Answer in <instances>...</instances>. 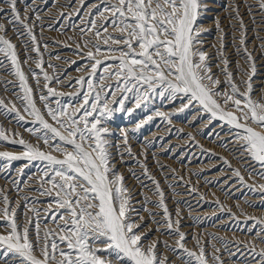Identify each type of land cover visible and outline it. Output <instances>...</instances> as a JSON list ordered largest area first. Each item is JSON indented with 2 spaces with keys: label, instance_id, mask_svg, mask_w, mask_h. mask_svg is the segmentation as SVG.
Masks as SVG:
<instances>
[{
  "label": "snow or ice",
  "instance_id": "snow-or-ice-1",
  "mask_svg": "<svg viewBox=\"0 0 264 264\" xmlns=\"http://www.w3.org/2000/svg\"><path fill=\"white\" fill-rule=\"evenodd\" d=\"M210 3L214 0H67L57 15L69 21L73 15L79 18L82 43L76 44L75 54L84 63L75 70L83 69L87 75L64 85L63 79L46 70H55V65L46 63L42 48L46 50L49 45L42 44L43 37L37 32L45 30L41 12L55 6V0H0V76L9 75L16 81L0 80L3 92L11 97L0 98V115L11 118L9 123L14 120V127L31 123L33 126L25 127V131L37 141L33 144L0 124V146H22L19 154L0 152V168L10 172L13 162L27 161L19 170L21 178L10 181L22 205L10 198V189L0 187V264H172L161 255V243L180 264H225L221 247L229 257H237L232 264H264V248L257 247L264 244V219L248 217L251 224L244 221L241 231L255 242H230L210 236L220 247L213 244L209 254L206 243L194 236L195 246L190 249L188 235L182 231V213L179 207L174 214L170 211L161 180L149 166L147 152L133 151L126 130L119 144L110 142L116 133L108 125L117 113L131 117L137 109L146 110L157 98L174 107L179 100L178 111L194 110L201 122L207 117L209 124L220 121L229 126L234 131L233 140L220 146L238 144L236 151L243 157L239 162L250 165L245 168L249 178L264 180V39L257 58L256 49L249 50L242 3L233 2L232 14L227 18L235 21L230 27L236 59L229 58L226 33L217 21L220 40L215 67L219 75L213 72L212 57L201 39L204 18L212 11ZM243 6L255 25L254 5ZM255 7L264 17V0H255ZM64 8L69 11L65 13ZM71 26L75 30V24ZM260 27H264V19ZM47 30L56 29L49 24ZM255 38L260 39L259 33ZM24 65H29L28 74ZM55 84L74 88L75 92L64 99L65 93ZM156 115L168 119L164 113ZM151 120L147 116L136 121L133 132ZM188 139L195 137L189 135ZM165 151L171 152L172 148ZM154 159L153 167L158 171L175 173V169L160 164L158 157ZM221 159L236 178L233 183L252 191L241 170ZM127 160L140 170L128 175L141 189L157 197L156 201L143 191L139 193L143 199L135 200L134 189L116 167L120 163L131 169L133 165ZM32 162L42 165L36 174L39 187L33 190L50 198L43 210L34 207L35 199L19 196L23 168ZM169 179L176 176H163V181L173 189V195H179L174 191L178 185L168 183ZM228 180L223 183L231 188L233 183ZM258 189L264 192V184ZM188 191L198 190L190 187ZM134 201L142 207L136 208ZM149 205L160 211H151ZM216 208L225 211L219 200ZM228 211L227 218L239 227V219ZM143 213H147L148 221ZM149 221L154 229H150ZM156 233L174 237L175 247L152 239ZM241 255L244 259L239 258Z\"/></svg>",
  "mask_w": 264,
  "mask_h": 264
},
{
  "label": "rangeland",
  "instance_id": "rangeland-1",
  "mask_svg": "<svg viewBox=\"0 0 264 264\" xmlns=\"http://www.w3.org/2000/svg\"><path fill=\"white\" fill-rule=\"evenodd\" d=\"M226 2H224V4H225V6H229V10L228 9H226V8H224V7H220L219 6V8H216V4L215 3H217V1L216 0H214V3H210L209 4V7L212 9L213 7H211L210 5H214V8L212 9V11L211 12H213V13H211V12H209L207 15H206V17L204 18V30L202 31V38L203 37H205V38H203V39H205L204 40V42H205V45L203 46V48L204 49H206L207 47L209 48H207L206 50H207V53H208V55L210 56V57H212V60L210 61V63H212L213 62V60L215 59V56H216V51H214V50H216L217 49V47L219 46V40H220V34L216 31L217 29H216V27H217V25H216V23L215 22H217V21H219L220 22V26H222V28H224V31L226 30V28L227 27H229V25H231V24H233V23H235L233 20H229L227 17H229L231 14H232V9H231V7H230V5L233 3V2H240L241 0H225ZM38 3H39V0L37 1ZM67 3V1H65V0H55V6H53L52 8H50L47 12H43V14H42V12H41V15H43V17H44V28L47 30L48 28V26H49V24H51L56 30H54V31H49V30H47V32H46V30H44L45 32V34L44 33H40V30L39 29H37V31H38V33L39 34H41V36L43 37V39H42V44H48L49 45V47L50 48H56V47H58V49H56V50H54V53H52V50H49V47L45 50V49H43L42 48V52H44V59H45V61H46V63H48V64H53V65H55V70H53V69H46L48 72H49V74L50 75H54V76H59L60 77V75H61V73H66V76H65V73H64V75L63 76H65V78L67 77V81L64 83V85H67L70 81H73L74 82V80L75 79H78L81 75H87V73L83 70V69H81L80 71H77V72H74L75 71V69L77 68V66L78 65H81V64H83L84 63V61L81 59V56L80 57H78V54H75V52H76V44L77 43H82V41L80 40V38H79V34H78V29H79V27H81V24H79V22H80V20H79V18L78 17H76L75 15H73L72 16V18H71V21H69L68 19H61L59 16H56L57 15V11H59V10H61L59 7L61 6V5H65ZM241 3H242V1H241ZM60 5V6H59ZM216 5V6H215ZM253 5H254V7H255V0L253 1ZM41 7H43V5H40ZM58 6V7H57ZM58 9H57V8ZM56 10H55V9ZM224 8V9H223ZM241 14L244 16V19H245V17H246V9H245V7L243 6V3H242V6H241ZM217 9V10H216ZM256 9V8H255ZM65 10V11H64ZM54 11L56 12V13H54ZM63 11L65 12V13H67L69 10L67 9V8H64L63 9ZM225 11V12H224ZM245 11V12H244ZM216 12V13H215ZM226 12H227V14H226ZM255 12L256 13H258V11H257V9L255 10ZM48 13V14H47ZM49 13L50 14H52V13H54V15L52 14V15H49ZM220 15H219V14ZM223 15H222V14ZM45 14V15H44ZM218 14V15H217ZM54 16H55V18H54ZM220 17V18H219ZM87 17H85V19H86ZM213 18V19H212ZM215 18V19H214ZM223 18V19H222ZM226 18V19H225ZM258 20H256V21H259V22H257L255 25H260V22H261V19H264V17H262L261 15H259L258 17ZM256 18V19H257ZM52 19V20H51ZM217 19H219V20H217ZM222 19V20H221ZM54 20V21H53ZM56 20V21H55ZM75 20V21H74ZM52 21H53V23H52ZM57 21H59L58 23H57ZM245 21H246V24H249V25H247V27H248V29H250L249 31H248V40H249V44H251L255 49H256V52H255V55H257V58H259L260 56H261V52L259 51V45H260V41H261V37H262V39H264V27H260V28H258V29H256V28H252L253 26H255L254 24H252L251 22H248L247 21V19H245ZM49 22V23H48ZM214 22V23H213ZM230 22V23H229ZM75 23V26H76V29L74 30L73 28H72V24H74ZM209 23V24H208ZM225 23V24H224ZM229 23V24H228ZM259 23V24H258ZM76 24H78V25H76ZM207 24V25H206ZM211 24V25H210ZM213 24H215V25H213ZM222 24V25H221ZM227 24V25H226ZM208 26H210V27H208ZM214 26V27H213ZM212 27V28H211ZM206 28H208L207 30H206ZM215 30H214V29ZM231 28V27H230ZM230 28H228V29H230ZM212 29V30H211ZM227 29V30H228ZM225 31L227 34V36H225V44L226 45H228L230 48L232 47V43H233V41H231L230 39L232 38V35L234 34H231L229 31ZM256 30H258L257 32L259 33V36H260V39H256V38H254L253 39V36L255 37V34L257 33L256 32ZM261 30V31H260ZM69 31V32H68ZM109 31L111 32L112 31V29L111 28H109ZM253 31H255L254 33H253ZM48 32H49V35H48ZM212 32V33H211ZM263 32V33H262ZM47 33V34H46ZM52 33V34H51ZM54 33V34H53ZM63 33V34H62ZM206 33V34H205ZM51 34V35H50ZM115 34V33H114ZM204 34V35H203ZM214 34V35H213ZM217 34H219V36L217 35ZM254 34V35H253ZM9 35H11V33H9ZM216 35H217V37H216ZM235 35H238V34H235ZM262 35V36H261ZM47 36V37H46ZM49 36V37H48ZM209 36V37H208ZM69 37H71L72 39H69ZM231 37V38H230ZM54 38V39H53ZM85 38H87V37H85ZM214 38H217V39H214ZM228 38V40H226ZM209 39V40H208ZM211 39H213L214 41H216V42H214V44H213V40L211 41ZM219 39V40H218ZM253 39V42L251 41ZM52 40H54V41H52ZM258 41V42H257ZM14 42H16L15 40H14ZM55 42V43H54ZM210 42V43H209ZM212 42V43H211ZM228 42H230V43H228ZM209 45H208V44ZM56 44H58V45H56ZM210 44H211V46H210ZM218 44V45H217ZM254 44V45H253ZM257 44V45H256ZM213 45V46H212ZM217 47H216V46ZM251 45L249 46V48L251 47ZM55 46V47H54ZM229 48V49H230ZM212 49H213V51H212ZM231 50V49H230ZM258 50V51H257ZM56 51H62L64 54H65V56H66V58H65V60H60V59H57L56 58ZM228 51V50H227ZM231 51H234V49H233V47H232V50ZM68 52V53H67ZM47 53V54H46ZM52 53V54H51ZM257 53V54H256ZM49 54H51V57H50V55ZM213 55H215V56H213ZM260 55V56H259ZM49 58H48V57ZM55 56V57H54ZM76 57V58H75ZM21 58H23V57H21ZM68 58V59H67ZM67 59V60H66ZM70 59H71V61L73 60V61H75V63L73 64V63H66V64H64V61H69V62H71L70 61ZM81 59V60H80ZM62 61V62H61ZM52 62V63H51ZM243 62V61H242ZM241 61H240V63H242ZM262 63H264V61H262ZM60 64V65H59ZM57 65V66H56ZM59 65V66H58ZM33 69H35V65L34 64H31L30 65ZM62 69L61 71H59L58 69H60V68ZM258 67H259V65H258ZM28 68H29V65H24V70H25V72H26V74H28ZM67 69V70H66ZM73 70V71H72ZM37 71H39L38 69H37ZM55 72V73H54ZM57 72H59L58 74H57ZM74 72V73H73ZM84 72H85V74H84ZM213 72H216L215 70H213ZM218 72V71H217ZM74 75H73V74ZM79 73H81V75L79 74ZM55 74H57V75H55ZM218 74V73H217ZM73 75V76H72ZM219 75V74H218ZM7 76V77H6ZM3 75V76H0V80H12L14 83H16V81L14 80V78L12 77V76H9V75ZM222 78V77H221ZM41 79H42V77H41ZM238 79H239V77H238ZM30 83H32L33 84V86H35V82H34V80H32L31 79V76H30ZM64 85H57V84H55V85H53L54 87H56L57 88V90H59V91H63L64 93H65V98L64 99H67V95L69 94L68 93V91H70V93H74L75 91V89L73 90L72 88H67V87H64ZM62 87V88H61ZM78 87V86H77ZM58 88H60V89H58ZM65 88V90H66V88H67V92L65 91V90H63ZM74 91V92H73ZM0 98H4V99H11V97L10 96H7L4 92H3V87H2V85H0ZM158 100H160V99H155L153 102H151V103H149V107H151V108H149V107H147V109L145 110V109H138L137 111H135L134 113H146V116H149V115H151V117H152V120L151 121H148V123H145L144 125H143V128H140L138 131H135V132H133V131H129L128 133H129V141L130 142H132L131 144H130V142H129V144L131 145V147H133L132 149H133V151L134 152H142V151H144V152H147L146 150L147 149H151V148H153L154 150H155V148L157 147V148H159V151H158V153L157 154H155V155H150V153H149V151L147 152V154H148V162H149V164H150V167H151V164H152V167H151V169H152V172L156 175V177H157V179H160L161 180V182H162V185H163V187H164V190H165V193H167L166 194V196L168 197L167 198V203L168 204H170V205H168L169 206V209H171L172 210V212H173V214L175 213V203H178L177 205H180L181 204V207L179 208L180 209V211H181V213H182V217H183V219H182V221H181V223L183 222V223H185V226L184 227H186V229L184 230H182V231H184L185 233L188 231V232H190L191 231V229L193 230V231H191L190 232V234L187 232L186 234H188V235H190V236H188V243H187V247L188 248H190V249H192V247L194 248V246H195V242L193 241V239L191 240V238H193L194 236H199V238H200V240H201V242H203V243H206V247L208 248L207 249V251L208 252H210V250H211V252L209 253V254H211L212 253V251H213V249H212V245L213 244H215V243H217V242H215V241H211L209 238H210V236H217V237H220V238H223L224 240H227V241H230V242H235L236 240H238V241H245V242H248V241H252V242H254V240H252V239H250V238H253V237H249L250 235H247V234H244V232H242L241 231V229L243 228V227H245V225H244V219L242 218V217H244V218H246V216L248 215V211L246 210V209H249V208H246V205H245V207H244V203H243V201H242V203H243V205H240L238 202H236V201H238L239 199H241V200H243L244 199V197L245 196H247L248 194H247V192L249 191V189H248V187H239V186H241V185H239L238 184V186H237V188H241V190H240V193L239 194H237V193H234V191H233V188L231 187V188H229L228 186H227V184H221L222 183V179H224V178H226V177H230V176H228V173L231 171V170H228L227 168H225V169H227V171L224 169V168H222V167H224L223 165V161H222V159L221 158H224V159H228V161H230L231 162V165H232V167L233 168H238V169H240V168H242V169H240L241 170V172H242V170H243V172H242V174L244 175V177H245V180H246V182L248 181V183H247V185L248 186H250L251 188H253L252 190H255V192L256 193H260V190L258 189V188H256V185L258 186V185H261V184H264V183H261V182H259V181H255V180H252L251 178H249L248 177V172L246 171L245 172V168H248L246 165H244V164H242V163H240L239 164V161H238V159L236 160H234V164H233V160H232V158L230 159V155L228 154L229 152L226 150V149H224L222 146H220L221 144H222V142L219 144V143H217V141H215L214 139H213V134H211V129L213 130V125L215 126V124H216V122H218V121H213L211 124H209L208 122H207V117H205L206 118V121H205V118H204V122H201V120H200V118L199 117H197V116H195V117H193V110H188V109H186L185 110V112L183 113V112H180V111H177V113L179 114H176V113H173V115H172V117L169 119V120H173L174 119V122H179L178 124H177V128L182 132V131H184V129H186L187 128V130L189 131L190 130V133H192L193 135V137H195V139H196V137H198L196 140L198 141V143H197V141L196 140H194V141H192L191 140V145H192V148H195V155H196V159H194L193 158V151L190 153L189 151H187V149L186 148H184V147H182V148H180V149H178V150H175V151H171V153L170 152H167V151H164L165 149H167V148H164L163 147V149H161V144H163V141H162V138L160 137V136H157L156 138H154V143H152V144H148V142L149 141H151V140H149V139H145V137H146V135H147V133H145V131L146 132H148L150 129L151 130H153L154 128H155V126L156 125H158L159 123H161V122H165L166 121V119H164L163 117H156V116H153L154 114L156 115V112L158 111V112H160L157 108H156V105H157V103H158ZM156 105H155V104ZM151 105V106H150ZM53 107H55V104H53L52 105ZM153 108V109H152ZM155 109V110H154ZM139 110H140V112H139ZM143 110H144V112H143ZM189 111V112H188ZM147 112L149 113V114H147ZM152 113H154V114H152ZM190 113V114H189ZM119 114L120 113H117L116 114V116H119ZM182 114V115H181ZM192 114V115H191ZM121 116H125V115H123V114H120ZM179 117H178V116ZM186 115V116H185ZM191 115V116H190ZM115 116V117H116ZM174 116V117H173ZM189 116V117H188ZM114 117V118H115ZM186 117V118H185ZM3 118V119H2ZM160 118V119H159ZM180 118V119H179ZM184 119V120H182V119ZM189 118V119H188ZM9 119H11V118H4L2 115H0V124H3L4 125V127L6 128V129H9V130H14V131H17V132H19L23 137H24V139L25 140H27V141H30L31 143H33V144H36L37 143V141L35 140V138L33 137V136H31L27 131H25V127H31V126H33L31 123H28V124H26L25 125V127H14V125H15V121L13 120L12 121V123H9L8 121H9ZM186 119V120H185ZM153 120H155V121H153ZM188 120V121H187ZM158 121V122H157ZM191 123H190V122ZM113 122V120H111L110 121V123H109V125L111 124ZM156 122H157V124H156ZM215 122V123H214ZM189 123V124H188ZM199 123V125H197ZM204 125V127L202 126V124ZM147 124V125H146ZM184 124V125H183ZM178 125H180V126H178ZM153 126V127H152ZM188 126V127H187ZM193 126H195V127H193ZM202 126V127H201ZM147 127H149V128H147ZM181 127V128H180ZM201 127V128H200ZM213 127V128H212ZM147 128V129H146ZM175 129V130H174ZM193 129V130H192ZM203 129V130H202ZM151 130L148 132V133H150L151 132ZM197 130V131H196ZM205 131V132H204ZM209 131V132H208ZM178 132V130H176V128H173L169 133H167L166 135H164L165 137L164 138H170L169 136H174V135H176V133ZM185 133H186V135H191V134H189V132L187 133V131H184ZM196 132V133H195ZM200 132V133H199ZM204 132V133H203ZM142 133V134H141ZM195 133V134H194ZM209 133V134H208ZM198 136H197V135ZM168 135V136H167ZM121 137V136H120ZM120 137H118V139L120 138ZM204 137H206V138H204ZM11 138V137H10ZM199 138H201L200 140H198ZM143 139V140H142ZM120 140V139H119ZM136 140V141H135ZM156 140H158V141H156ZM207 140V141H206ZM212 140V141H211ZM160 141V142H159ZM202 141H203V144H202ZM140 142H141V144H143L144 145V147H141V144H140ZM200 142H201V146H197V145H200ZM145 143V144H144ZM213 143H214V145H213ZM119 144V143H118ZM156 144V145H155ZM211 144L213 145V146H211ZM134 145H135V147H134ZM142 145V146H143ZM145 145H147V146H145ZM151 145V146H150ZM121 147H123V145L121 144L120 145ZM196 146V147H195ZM205 146H207V147H205ZM5 147V148H4ZM199 147V148H198ZM204 147L206 148V149H208V150H206V149H204ZM209 147H210V150H209ZM219 149H218V148ZM143 150H142V149ZM172 148V150H173V147H171ZM201 148V149H200ZM217 148V149H216ZM135 149V150H134ZM140 149V150H139ZM183 149H185V150H183ZM197 149V150H196ZM224 149V150H223ZM22 150V146H20V145H18V144H16V145H11V144H8V145H6V146H0V152H3V151H9V152H13L14 154H18V153H20V151ZM46 151H47V149H45ZM113 150V149H112ZM163 150V151H162ZM182 150V151H181ZM215 152H214V151ZM219 150V151H218ZM226 150V151H225ZM16 151V152H15ZM161 151V152H160ZM186 153H185V152ZM200 151V152H199ZM18 152V153H17ZM165 152V153H164ZM199 152V153H198ZM204 152V153H203ZM212 152H214V153H212ZM219 152H221V153H219L220 155H217ZM167 153V154H166ZM174 155H173V154ZM180 153V154H179ZM183 153V154H182ZM197 153V154H196ZM207 153V154H206ZM54 155H55V153H53ZM165 154V155H164ZM204 154V155H203ZM210 154V155H209ZM213 154V155H212ZM216 154V155H215ZM181 155V156H180ZM188 155H190V156H188ZM226 155V156H225ZM161 156V157H160ZM175 158H174V157ZM198 156V157H197ZM215 156V157H214ZM219 156V157H218ZM223 156V157H222ZM154 157H158L159 158V163L161 164H164L165 166H166V169H168V168H170V169H175V172H176V174L175 173H173V172H171V171H167V170H165L166 172H163L162 174H161V172L160 171H158V169H156V167H153V165H155L156 164V160L154 159ZM162 157H163V159H162ZM181 157H182V159H181ZM195 157V156H194ZM203 157V158H202ZM221 157V158H220ZM226 157V158H225ZM149 158H150V161H149ZM169 158V159H168ZM192 158V159H191ZM200 158V159H199ZM205 158V159H204ZM217 158H218V160H219V162H218V160H217ZM154 159V161H152V160ZM166 159V160H165ZM213 159V160H212ZM189 160V161H188ZM202 160H207V161H217V166L216 165H214V166H212V167H207L206 169H204V171H203V169H201V168H199V167H194V168H190L189 166H191L192 164H190V161L192 162V161H196V163L198 162V161H202ZM161 161V162H160ZM164 161V162H163ZM181 161V162H180ZM133 161H129V160H127V164H129V165H133L132 166V168H134L135 166H134V163H132ZM155 164H154V163ZM165 162H166V164H165ZM172 162V163H171ZM27 163V161H15V162H13V165H12V169H11V171L9 172L8 170H4L3 168H0V177H1V179H0V187H3V188H5L6 190H8V189H10L11 190V196H10V198H12V199H14V200H16V202H17V204H20V205H22L23 204V201L22 200H19V199H17V192H16V190H15V186L14 185H12L11 183H10V181L13 179V177H15L16 176V178H14V179H18V178H21V177H19V175H18V173H19V170L23 167V165L24 164H26ZM174 163V164H173ZM179 163H181L180 164V166H179ZM184 164V165H183ZM169 167H168V166ZM172 165V166H171ZM176 165V166H175ZM237 165V166H236ZM42 165H40V163L39 162H32V164L31 165H29V167H26V168H23V171H24V173H25V175H24V177L22 178L23 179V183H22V185H21V188H22V191H20L19 192V196H28V197H30V198H33V199H35V197H33V195H35V193H36V195H38L39 196V194L36 192V191H34L33 189H35V188H38L39 187V185H38V183H37V176H36V174H37V172L36 171H38V168L39 167H41ZM179 166V167H178ZM183 166H185L186 168H187V170L185 171V167H183ZM173 167V168H172ZM183 169H182V168ZM123 167H121L120 168V171L122 172L123 171V173L125 174V176L127 177V183H128V185H129V187H131L132 189H135L134 190V193H133V195L134 196H136L135 198H136V200H142L143 199V196H141V195H139V193L140 192H142V190H143V192L145 193V195H148V196H150V198L152 199V201H156L157 199H154V198H156L155 196H152L151 195V193H147V190L146 189H141V187H140V185H139V183H137L135 180L133 181L134 182V184L132 185V181L131 180H129L131 177L128 175V173L130 172V171H127V172H125L124 171V169L125 168H123ZM136 168V167H135ZM177 168V169H176ZM190 168V169H189ZM3 169V171H1ZM136 169H138V168H136ZM181 169V170H180ZM194 169V170H193ZM218 169H220V170H222V171H226V173L227 174H224V176L225 177H221V180L219 181V182H221L220 184H217L216 182H217V180L216 179H208V178H205V175L207 176V175H211V173H209V172H212V173H217V175H221V171L219 170L218 171ZM224 169V170H223ZM178 170V171H177ZM181 172H180V171ZM184 170V171H183ZM202 170V171H201ZM214 170V171H213ZM136 172H138V171H140L139 169L138 170H135ZM156 171V172H155ZM192 173H191V172ZM194 171V172H193ZM201 171V172H200ZM178 172V173H177ZM180 172V173H179ZM188 174H187V173ZM220 172V173H219ZM33 173H35V174H33ZM162 175V177H159L160 175ZM181 173H183V174H181ZM196 173H197V175H196ZM207 173V174H206ZM231 173V172H230ZM5 174V175H4ZM33 174V175H32ZM179 176H178V175ZM203 174V175H202ZM246 174V175H245ZM128 175V176H127ZM158 175V176H157ZM173 175H175L176 176V180H175V185H178V187H179V185L181 186V187H183L182 189L184 190V193H181V194H179V195H174L173 196V194H172V192H173V189H171L170 190V188H168L167 187V185L166 184H164V181H163V176H168V177H170V176H173ZM187 177H186V176ZM216 175V176H217ZM185 177V178H183V180L182 179H179L180 177ZM203 176V177H202ZM179 177V178H178ZM247 177V178H246ZM6 178H7V180H8V182H6ZM179 180H178V179ZM197 178H198V180H197ZM201 178V179H200ZM187 179V180H186ZM189 179V180H188ZM195 179V180H194ZM206 179V180H205ZM235 179L236 178H233V177H231V180H228V182L229 183H233V181H235ZM256 179H258V178H256ZM2 180V181H1ZM202 182H201V181ZM213 180H215V181H213ZM5 181V182H4ZM184 181V182H183ZM200 181V182H199ZM209 181V182H208ZM250 181H252V182H250ZM2 182V183H1ZM181 182V183H180ZM191 182V183H190ZM195 182V183H194ZM199 182V183H198ZM204 182V183H203ZM213 184H212V183ZM253 182H256V183H254V186H252L253 185ZM259 182V183H258ZM5 183V184H4ZM137 183V184H136ZM145 183H150V182H148V181H145ZM168 183H170V184H173L174 185V183L173 182H169L168 181ZM183 183V184H182ZM198 183V184H197ZM258 183V184H257ZM261 183V184H260ZM25 184H28V185H31V188H30V192H32L33 194H31V195H29L26 191H28L25 187L27 186V185H25ZM136 184V185H135ZM187 186H186V185ZM203 184H205V186L203 185ZM251 184V185H250ZM189 185H190V187H198V188H196L197 190H198V192H190V194H192V193H197V194H199V196H201V195H203V197H204V200H201L200 199V197H199V203L201 204V208H200V212H198V213H195L194 211H193V214H197V215H199V216H195V218L193 217V216H191V217H189V219L190 218H192V219H190V221H189V219H188V221H187V215H186V213L188 212H191L192 213V207L189 205H187L186 206V209H188L187 211H185V210H183L184 209V207L182 206L184 203H185V201H186V199H183L182 198V196H184V194H185V196L184 197H186L187 195H190L189 194V191H187L186 192V188H188L189 187ZM209 185V186H208ZM223 185V186H222ZM138 186V187H137ZM166 186V187H165ZM200 186V187H199ZM207 186V187H206ZM211 186H212V188H211ZM214 186V187H213ZM216 186V187H215ZM218 186V187H217ZM137 187V188H136ZM189 187V188H190ZM203 187V188H202ZM208 187H210V188H208ZM221 187V188H220ZM258 190V191H256V189ZM202 189V190H201ZM205 189H206V192H205ZM207 189H208V192H207ZM213 189H215V190H213ZM216 189H217V191H216ZM224 189H226V191L224 190ZM230 189V190H229ZM204 190V191H203ZM212 190L214 191V192H212ZM224 190V191H223ZM174 191L177 193H179V191H180V189H177V187L174 189ZM211 191V192H210ZM233 191V192H232ZM243 191V192H242ZM168 192H170L169 194H168ZM201 192H203L202 194H201ZM217 192V193H216ZM227 192V193H226ZM253 193V194H256V193ZM188 193V194H187ZM209 193V194H208ZM213 193V194H212ZM215 193H216V195H215ZM220 193V194H219ZM222 193H224V194H222ZM232 193V194H231ZM246 193V194H245ZM183 194V195H182ZM230 194V195H229ZM261 194H262V196L264 195V192H262L261 191ZM172 195V196H171ZM211 195V196H210ZM214 195V196H213ZM224 195V196H223ZM235 195V196H234ZM241 195V196H240ZM244 197H243V196ZM176 196V197H175ZM178 196H180V197H178ZM192 195H190L189 197H191ZM216 196V197H215ZM39 197H41V199L39 200V199H36V201H41V202H45L46 203V201H48L50 198L49 197H42V196H39ZM193 197H195V195L193 196ZM210 197V199H208ZM220 197V199H218ZM221 197H223V198H221ZM228 197V198H227ZM254 197V196H253ZM171 198H172V201H174L173 199H175V201L174 202H172L171 201ZM205 198H207L206 200H205ZM237 198V200H235ZM219 200L220 201V203H221V205H223V207L225 208V211H223V212H221V211H219V210H214V209H217L216 208V201L217 200ZM226 199H228V200H226ZM231 199H233V200H231ZM178 200V201H177ZM180 200V201H179ZM216 200V201H215ZM225 200V201H224ZM183 201H184V203H183ZM203 201V202H202ZM214 201V202H213ZM170 202V203H169ZM180 202V203H179ZM224 204H223V203ZM233 204H232V203ZM236 202V203H235ZM241 202V201H240ZM203 203V204H202ZM227 203H228V205H227ZM230 203V204H229ZM139 203H137V208L139 207V208H141L142 206H141V204H139ZM215 204V205H214ZM256 205H253V206H251L250 207V210L252 209V211L254 212L255 210H256V207H259V206H264V201H261V203H255ZM233 205V206H232ZM236 206V208H235V206ZM173 206V207H172ZM212 206V207H211ZM239 206V207H238ZM149 207V209L151 210V211H153V212H159L160 210L159 209H155V208H152L151 207V205H149L148 206ZM208 207V208H207ZM228 207V210L230 209L231 210V212L233 213H231L232 215H234L235 214V217H240V215L242 216V217H240V218H242V219H240L239 218V221L241 222V224L239 225V227H237V225H236V223H235V221H233L232 219H229L228 221H225L224 219H226V217H228L229 215H230V213H229V211L228 210H226V208ZM241 207V208H240ZM244 207V208H243ZM190 208V209H189ZM211 209V211L210 210H207V209ZM243 208V209H242ZM246 208V209H245ZM204 209H206V210H204ZM238 211H237V210ZM241 209V210H240ZM261 209H264V207L263 208H261ZM157 210V211H156ZM170 210V211H171ZM233 210V211H232ZM202 211H203V213L205 214H203L202 213ZM215 211V212H214ZM238 212V214H237V212ZM243 211V212H242ZM207 212H209V213H207ZM240 212V213H239ZM184 213V214H183ZM190 213V214H191ZM207 213V214H206ZM211 213H214V214H211ZM242 213V214H241ZM245 213V214H244ZM147 213H143V215L145 216V220L146 221H148L149 220V218H148V216L146 215ZM201 214V215H200ZM244 214V215H243ZM29 215H31V213H29ZM186 215V216H185ZM204 215V216H203ZM214 215V216H213ZM216 215V216H215ZM227 215V216H226ZM246 215V216H245ZM208 216V217H207ZM213 216V217H212ZM225 218H224V217ZM262 216V215H261ZM261 216H259L258 218H261L262 219V217ZM201 217V218H200ZM216 217V218H215ZM218 217H219V219H218ZM147 218V219H146ZM159 218V217H158ZM185 218V219H184ZM221 218H224V219H221ZM199 219V220H198ZM221 219V220H220ZM264 219V218H263ZM196 220H198V221H196ZM200 220H202V221H200ZM206 220V221H205ZM211 220V221H210ZM218 220H220L219 222H218ZM185 221V222H184ZM192 221H196V223H193ZM205 221V222H204ZM214 221V222H213ZM223 221V222H222ZM233 221V222H232ZM187 222H188V226H187ZM216 222V223H215ZM228 222V223H227ZM232 222V223H231ZM247 222H248V224H251V221L249 222L248 220H247ZM149 223H150V221H149ZM215 223V224H214ZM151 224V223H150ZM150 224H149V226H150ZM195 224V225H194ZM201 224V225H200ZM213 224V225H212ZM231 224V225H230ZM190 225V226H189ZM192 225H194V227H195V229H193L194 227L192 226ZM197 225V226H196ZM209 225H212V226H209ZM189 227H190V229H189ZM197 227V228H196ZM199 227V228H198ZM202 227V228H201ZM219 227V228H218ZM229 227V228H228ZM234 227V228H233ZM241 227V228H240ZM150 228H152V226L150 227ZM203 228H207V229H204L203 230ZM210 228V229H209ZM215 228H217V229H214ZM221 228V229H220ZM225 228V229H224ZM232 228H233V230H232ZM239 228V229H238ZM201 229V230H200ZM200 230V231H199ZM204 232H203V231ZM214 232H213V231ZM0 231H3V229L2 228H0ZM163 231H165L164 229H162V231L161 232H163ZM205 231H208V232H205ZM225 231V232H224ZM227 231H230V232H227ZM233 231V232H232ZM202 232V233H201ZM215 232H216V234H215ZM224 232V233H223ZM191 233H193V234H191ZM204 233L205 234H207L206 236L204 235ZM221 233V234H220ZM233 233V234H232ZM236 233H238V234H236ZM149 234L151 235L152 233L151 232H149ZM220 234V235H219ZM225 235V237L227 238H225V237H222L223 235ZM232 234V235H231ZM230 235V236H229ZM235 235V236H234ZM246 237H245V236ZM153 236V235H152ZM164 236V237H163ZM167 235H157L155 238H152V239H158L159 238V240L160 241H164V242H169L168 244L169 245H172L173 247H175V245H174V243H175V239H174V237H172V236H167V238L165 239V237H166ZM192 236V237H191ZM205 236V237H204ZM237 236V237H236ZM239 236V237H238ZM244 236V237H243ZM163 237V239H161ZM171 237V238H170ZM233 237H234V239H233ZM249 237V238H248ZM170 238V239H169ZM230 238H231V240H230ZM238 238V239H237ZM248 238V239H247ZM208 239L210 240V241H208ZM246 239V240H245ZM167 240V241H166ZM190 240V241H189ZM203 240V241H202ZM207 240V241H206ZM172 243H171V242ZM190 242V243H189ZM194 245H193V244ZM208 244V245H207ZM218 244V243H217ZM217 244H215L217 247H218V245ZM208 246H211L210 248L208 247ZM219 247H220V245H219ZM257 247L258 248H264V244H263V247H262V244H260V245H257ZM162 249H165L164 248V246H163V243H161V245H160V248H159V251L161 252V254H162V256L164 255V256H167L168 258H169V260H173L172 261V263L174 262L175 264H180L179 262V259L172 253V252H169L167 249H165V250H163L162 251ZM163 252V253H162ZM167 252H168V254H167ZM226 251L225 250H223V248L221 247V253H223V260L225 259V256L227 255L228 256V254L227 253H225ZM218 254H220V253H218ZM226 254V255H225ZM172 256V257H171ZM226 256V257H227ZM229 257V256H228ZM230 258V257H229ZM226 259H228V258H226ZM235 259H237V257H231L229 260H235ZM176 261V262H175ZM225 263H226V261H225Z\"/></svg>",
  "mask_w": 264,
  "mask_h": 264
},
{
  "label": "bare ground",
  "instance_id": "bare-ground-1",
  "mask_svg": "<svg viewBox=\"0 0 264 264\" xmlns=\"http://www.w3.org/2000/svg\"><path fill=\"white\" fill-rule=\"evenodd\" d=\"M38 1V0H37ZM58 1V0H57ZM65 1H67V0H65ZM217 1V3H215L216 5V8H219V6L220 7H224V8H226V9H228L229 10V6L227 5V6H225V4H224V2H226L225 0H216ZM234 1V0H233ZM238 1V0H237ZM242 1V3L244 4V3H248V4H253V1L254 0H241ZM240 1V2H241ZM60 6V5H59ZM211 7H213L214 8V5H210ZM58 7V6H57ZM56 7V8H57ZM60 8V7H59ZM212 8V9H213ZM223 8V9H224ZM256 7H253V12H254V14H255V19L260 15L259 13H256L255 12V9ZM55 9V8H54ZM58 9V8H57ZM242 9V8H241ZM56 10V9H55ZM69 10V9H68ZM217 10V9H216ZM65 11V10H64ZM58 12V11H57ZM225 12V11H224ZM245 12V11H244ZM54 13H56L55 11H54ZM54 13H52L53 15H54ZM211 13H213V12H211ZM216 13V12H215ZM246 13V12H245ZM42 14H43V12H42ZM48 14V13H47ZM52 14H50L49 13V15H52ZM214 14V13H213ZM219 14V13H218ZM217 14V15H218ZM222 14V13H221ZM226 14H227V12H226ZM45 15V14H44ZM220 15V14H219ZM223 15V14H222ZM246 15V17H245V19H247V21L248 22H251V20H252V17L251 16H249L248 14H245ZM43 16V15H42ZM56 16H58V15H56ZM54 18H55V16H54ZM57 18V17H56ZM55 18V19H56ZM220 18V17H219ZM213 19V18H212ZM215 19V18H214ZM223 19V18H222ZM221 19V20H222ZM226 19V18H225ZM244 19V20H245ZM45 20V19H44ZM52 20V19H51ZM217 20H219V19H217ZM230 20V19H229ZM256 20H258V18L256 19ZM262 20V19H261ZM54 21V20H53ZM53 21H52V23H53ZM56 21V20H55ZM75 21V20H74ZM260 21V20H259ZM259 21H257V22H259ZM235 22V21H234ZM49 23V22H48ZM214 23V22H213ZM216 23V22H215ZM230 23V22H229ZM228 23V24H229ZM245 23H246V21H245ZM75 24V23H74ZM79 24H80V22H79ZM209 24V23H208ZM225 24V23H224ZM234 24V23H233ZM250 24V23H249ZM249 24H247V25H249ZM253 24V23H252ZM259 24V23H258ZM76 25H78V24H76ZM207 25V24H206ZM211 25V24H210ZM213 25H215V24H213ZM222 25V24H221ZM227 25V24H226ZM232 25V24H231ZM205 26V25H204ZM45 27V26H44ZM208 27H210V26H208ZM214 27V26H213ZM222 27V26H221ZM48 28V27H47ZM212 28V27H211ZM228 28H230V25H229V27H227L226 28V30L228 29ZM252 28H256V29H258V28H260V25H255V26H253ZM76 29V28H75ZM208 28H206V30H207ZM214 29V28H213ZM216 29H217V27H216ZM224 29V28H223ZM46 30V29H45ZM203 30H204V28H203ZM202 30V31H203ZM212 30V29H211ZM215 30V29H214ZM225 30V31H226ZM250 30V29H249ZM217 31V30H216ZM227 31H229L231 34H233V30H232V28H230V29H228ZM251 31V30H250ZM258 30H256V32H257ZM261 31V30H260ZM38 32V31H37ZM45 31H43L42 33H44ZM46 32H47V30H46ZM51 32V31H50ZM69 32V31H68ZM255 31H253V33H254ZM259 32V31H258ZM257 32V33H258ZM212 33V32H211ZM226 33V32H225ZM257 33L255 34V37L257 36ZM263 33V32H262ZM45 34V33H44ZM47 34V33H46ZM52 34V33H51ZM50 34V35H51ZM54 34V33H53ZM206 34V33H205ZM227 34V33H226ZM235 34H238V33H235ZM41 35V34H40ZM48 35H49V32H48ZM204 35V34H203ZM214 35V34H213ZM218 36H219V34H217ZM217 35H216V37H217ZM254 35V34H253ZM227 36V35H226ZM233 36V35H232ZM262 36V35H261ZM44 37V36H43ZM47 37V36H46ZM49 37V36H48ZM209 37V36H208ZM254 36H253V39L255 38ZM203 38H205V37H203ZM202 37H201V39L203 40V42H204V40L205 39H203ZM231 38V37H230ZM54 39V38H53ZM214 39H217V38H214ZM253 39L251 40L252 42H253ZM261 39H262V37H261ZM209 40V39H208ZM213 39H211V41H212ZM219 40V39H218ZM226 40H228V38L226 39ZM231 41H232V38L230 39ZM52 41H54V40H52ZM206 42V41H205ZM205 42L203 43V46L205 45ZM214 42H216V41H214L213 40V44H214ZM258 42V41H257ZM210 43V42H209ZM212 43V42H211ZM228 43H230V42H228ZM208 44V43H207ZM56 45H58V44H56ZM209 45V44H208ZM218 45V44H217ZM229 45V44H228ZM251 44H249V46H250ZM254 45V44H253ZM257 45V44H256ZM210 46H211V44H210ZM213 46V45H212ZM216 46V45H215ZM51 47V46H50ZM49 47V50H52V53H54V50H56V49H58V47H56V48H50ZM55 47V46H54ZM217 47V46H216ZM208 48V47H207ZM206 48V49H207ZM230 47L228 46V51H227V54H228V56H229V58H231V59H233V60H235L236 59V57L233 55V53H234V51H235V49H234V51H231L232 50V47L229 49ZM258 48V47H257ZM256 48V49H257ZM205 49V50H206ZM209 49V48H208ZM207 49V50H208ZM253 49H255L252 45H251V47L249 48V50L251 51V50H253ZM212 51H213V49H212ZM214 51H216V50H214ZM258 51V50H257ZM260 51V50H259ZM51 53V54H52ZM68 53V52H67ZM47 54V53H46ZM66 54V53H65ZM65 54L62 52V51H56V57L58 56L59 57V59L60 60H65V58H66V56H65ZM257 54V53H256ZM261 54V53H260ZM258 55V54H257ZM256 55V56H257ZM213 56H215V55H213ZM260 56V55H259ZM48 57V56H47ZM51 57V56H50ZM55 57V56H54ZM78 57H80L79 55H78ZM49 58V57H48ZM76 58V57H75ZM68 59V58H67ZM66 59V60H67ZM81 60V59H80ZM70 61H71V59H70ZM73 61V60H72ZM62 62V61H61ZM242 62V61H241ZM52 63V62H51ZM216 63H217V57L215 56V59L213 60V62H212V64L214 65V67H213V70H215L216 72L218 71V69L215 67V65H216ZM243 63V62H242ZM262 63V62H261ZM64 64H66L65 62H64ZM69 64V63H68ZM60 65V64H59ZM58 65V66H59ZM67 65V64H66ZM57 66V65H56ZM60 68V67H59ZM56 69V68H55ZM59 71H61L62 69L60 68V69H58ZM67 70V69H66ZM73 71V70H72ZM74 72H77L76 70L74 71ZM73 72V73H74ZM55 73V72H54ZM59 72H57V74H58ZM65 73V72H64ZM64 73H61V75H60V78L61 79H63V81H64V83L67 81V77L70 75H68L66 78H65V76H63L64 75ZM67 73V72H66ZM72 73V74H73ZM78 73V72H77ZM218 73V72H217ZM57 74H55V75H57ZM80 75H81V73H79ZM84 74H85V72H84ZM219 74V73H218ZM74 75V74H73ZM72 75V76H73ZM6 76V75H5ZM71 76V75H70ZM7 77V76H6ZM73 82V81H72ZM74 83V82H73ZM58 85V84H57ZM62 88V87H61ZM58 89H60V88H58ZM70 89V88H69ZM73 90H74V88H72ZM63 90H65V88L63 89ZM66 92H67V88H66V90H65ZM75 91V90H74ZM73 91V92H74ZM68 93H70V91H68ZM158 99V98H157ZM180 103H181V101H179V100H177L176 101V105H175V107L173 106V104L172 103H169V102H167V101H161V100H158V103H157V105H156V108L161 112V113H164L167 117H168V119H166V121L165 122H161V123H159L158 125H156L155 126V128L153 129V130H151V132L150 133H148V132H146L145 131V133H147V135H146V137H145V139L147 140V139H149V140H151V141H154V138H156L157 136H160L161 138H162V141H163V145H164V148H169V147H173V150L172 151H175V150H178V149H180V148H182V147H184V148H186L187 149V151H189L190 153L193 151V155L195 156H193V158L194 159H196V155H195V148H192V145H191V140L190 139H188V136L189 135H186V133L184 132V131H187V133L189 132V134H191V136L193 135L192 133H190V130L188 131L187 130V128L186 129H184V131H180L178 128H177V124L179 123V122H174V119L173 120H169L171 117H172V115H173V113H176V114H178L177 113V109H178V107H179V105H180ZM151 106V105H150ZM149 107V106H148ZM149 108H151V107H149ZM153 109V108H152ZM138 110V109H137ZM136 110V111H137ZM155 110V109H154ZM139 112H140V110H139ZM143 112H144V110H143ZM158 112V111H157ZM185 111H183V113H184ZM189 112V111H188ZM147 114H149L148 112H147ZM152 114H154V113H152ZM190 114V113H189ZM179 115V114H178ZM177 115V116H178ZM182 115V114H181ZM192 115V114H191ZM190 115V116H191ZM116 116V115H115ZM149 116H151V115H149ZM153 116H156V117H158L157 115H153ZM186 116V115H185ZM196 115H194V110H193V117H195ZM146 113H133V115L131 116V117H128V116H121L120 114H119V116H116L115 118H113L112 120H113V122L110 124V125H108L109 127H110V129H111V131L112 132H114V133H116V135H114L112 138H111V143L112 144H118V143H120V138L118 139V137H120V136H122V133H123V131H133V129L135 128V122L136 121H143L144 119H146ZM159 117H161V116H159ZM174 117V116H173ZM179 117V116H178ZM189 117V116H188ZM186 118V117H185ZM3 119V118H2ZM160 119V118H159ZM180 119V118H179ZM182 119V118H181ZM189 119V118H188ZM182 120H184V119H182ZM186 120V119H185ZM153 121H155V120H153ZM188 121V120H187ZM205 121H206V118H205ZM158 122V121H157ZM157 122H156V124H157ZM190 122V121H189ZM208 122V121H207ZM110 123V122H109ZM148 123V122H147ZM191 123V122H190ZM205 123V122H204ZM215 123V122H214ZM189 124V123H188ZM202 124V123H201ZM147 125V124H146ZM184 125V124H183ZM197 125H199V123L197 124ZM212 125V124H211ZM145 126V125H144ZM178 126H180V125H178ZM202 126L204 127V125L202 124ZM201 126V127H202ZM153 127V126H152ZM188 127V126H187ZM193 127H195V126H193ZM200 127V128H201ZM214 127V128H213ZM213 130L211 129L210 131H211V134H213V139L215 140V141H217V143H223V142H225V141H232L233 140V137H234V131H230V129H229V126H227L226 124H224L223 122H220V121H218V122H216V124H215V126L213 125ZM143 128V127H142ZM147 128H149V127H147ZM146 128V129H147ZM173 128H176V130H178V132L176 133V135H174V136H169L170 138H164L165 136L164 135H166L167 133H169ZM181 128V127H180ZM175 130V129H174ZM193 130V129H192ZM203 130V129H202ZM197 131V130H196ZM205 132V131H204ZM203 132V133H204ZM209 132V131H208ZM196 133V132H195ZM194 133V134H195ZM200 133V132H199ZM142 134V133H141ZM209 134V133H208ZM197 135V134H196ZM168 136V135H167ZM198 136V135H197ZM198 137H196V139H197ZM204 138H206V137H204ZM196 139H194V140H196ZM201 138H199L198 140H200ZM143 140V139H142ZM194 140H192V141H194ZM136 141V140H135ZM156 141H158V140H156ZM197 141V140H196ZM207 141V140H206ZM212 141V140H211ZM130 142V141H129ZM133 142V141H132ZM132 142H130V144L132 143ZM160 142V141H159ZM197 143H198V141H197ZM140 144H141V142H140ZM145 144V143H144ZM202 144H203V141H202ZM201 144V142H200V145H197V146H201L202 145ZM143 144H141V147H144V145L142 146ZM156 145V144H155ZM213 145H214V143H213ZM212 144H211V146H213ZM151 146V145H150ZM134 147H135V145H134ZM196 147V146H195ZM205 147H207V146H205ZM204 147V149H206ZM237 147H238V144H236L235 142H231V143H227V145H226V147H223L224 149H226L229 153V155L231 156L230 157V159L232 158V160L234 159H238V161H240V160H242L243 159V157H241L240 156V154L236 151V149H237ZM5 148V147H4ZM133 148V147H132ZM199 148V147H198ZM218 148V147H217ZM216 148V149H217ZM142 149V148H141ZM144 149V148H143ZM142 149V150H143ZM161 149H163V148H161ZM201 149V148H200ZM219 149V148H218ZM223 149V150H224ZM135 150V149H134ZM140 150V149H139ZM183 150H185V149H183ZM197 150V149H196ZM206 150H208V149H206ZM209 150H210V147H209ZM225 150V151H226ZM113 154H115V152H116V149L115 148H113ZM147 152L149 151V153H150V155L152 156V155H155V154H157L158 153V151H159V148H155V150L153 149V148H151V149H147L146 150ZM163 151V150H162ZM165 151V150H164ZM182 151V150H181ZM214 151V150H213ZM219 151V150H218ZM16 152V151H15ZM161 152V151H160ZM185 152V151H184ZM200 152V151H199ZM198 152V153H199ZM215 152V151H214ZM214 152H212V153H214ZM18 153V152H17ZM138 153V152H137ZM140 153V152H139ZM165 153V152H164ZM171 153V152H170ZM186 153V152H185ZM204 153V152H203ZM218 153V152H217ZM219 153H221V152H219ZM217 154V155H220V154ZM19 154V153H18ZM167 154V153H166ZM173 154V153H172ZM180 154V153H179ZM183 154V153H182ZM197 154V153H196ZM207 154V153H206ZM165 155V154H164ZM174 155V154H173ZM204 155V154H203ZM210 155V154H209ZM213 155V154H212ZM216 155V154H215ZM181 156V155H180ZM188 156H190V155H188ZM221 156V155H220ZM226 156V155H225ZM161 157V156H160ZM174 157V156H173ZM176 157V156H175ZM174 157V158H175ZM198 157V156H197ZM215 157V156H214ZM219 157V156H218ZM223 157V156H222ZM203 158V157H202ZM221 158V157H220ZM226 158V157H225ZM118 159V158H117ZM162 159H163V157H162ZM169 159V158H168ZM181 159H182V157H181ZM192 159V158H191ZM200 159V158H199ZM205 159V158H204ZM236 159V160H237ZM152 160V159H151ZM166 160V159H165ZM213 160V159H212ZM217 160H218V158H217ZM228 160V159H227ZM234 160L232 161L233 162V164H234ZM130 161V160H129ZM149 161H150V158H149ZM152 161H154V159L152 160ZM189 161V160H188ZM223 161V160H222ZM156 162V161H155ZM161 162V161H160ZM164 162V161H163ZM181 162V161H180ZM218 162H219V160H218ZM133 163V162H132ZM154 163V162H153ZM172 163V162H171ZM155 164V163H154ZM162 164V163H161ZM165 164H166V162H165ZM174 164V163H173ZM180 164L181 163H179V166H180ZM190 164H192L191 166H189L190 168H194V167H199V168H201V169H203V171H204V169H206L207 167H212V166H214V165H216L217 164V161L215 162V161H207V160H202V161H198L197 163H196V161H190ZM239 164H240V162H239ZM243 164V163H242ZM164 165V164H163ZM184 165V164H183ZM244 165H246L248 168H250V165H248V164H244ZM149 166H150V164H149ZM168 166V165H167ZM170 166V165H169ZM168 166V167H169ZM172 166V165H171ZM176 166V165H175ZM178 166V167H179ZM217 166V165H216ZM224 167H222V168H226V166L225 165H223ZM237 166V165H236ZM116 167H118L119 169L121 168V167H123V168H125L124 169V171L125 172H127V171H135V170H138V169H136L135 167L134 168H129V167H126V166H122L120 163H117L116 164ZM151 167H152V164H151ZM183 167H185V166H183ZM215 167V166H214ZM122 168V169H123ZM173 168V167H172ZM182 168V167H181ZM189 168V169H190ZM213 168V167H212ZM233 168V167H232ZM153 169V168H152ZM157 169V168H156ZM168 169H170V168H168ZM177 169V168H176ZM183 169V168H182ZM214 169V168H213ZM223 169V170H224ZM240 169H242V168H240ZM5 170V169H4ZM181 170V169H180ZM179 170V171H180ZM187 170V168L185 167V171ZM194 170V169H193ZM226 171H227V169H225ZM1 171H3V169L1 170ZM178 171V170H177ZM184 171V170H183ZM202 171V170H201ZM200 171V172H201ZM214 171V170H213ZM221 171V175H217V173H212V172H209V173H211V175H205V178H208V179H216L217 181H220L221 180V177H225L224 176V174H227L226 173V171H222V170H220ZM37 172V171H36ZM123 172V171H122ZM156 172V171H155ZM164 172H166V171H164ZM181 172V171H180ZM179 172V173H180ZM191 172V171H190ZM194 172V171H193ZM231 172V171H230ZM228 173V176H230V177H232V173ZM242 172H243V170H242ZM246 172V171H245ZM128 173V172H127ZM137 173H139V171L137 172ZM178 173V172H177ZM187 173V172H186ZM192 173V172H191ZM220 173V172H219ZM33 174H35V173H33ZM32 174V175H33ZM156 174V173H155ZM159 174V173H158ZM162 174V173H161ZM175 174H176V172H175ZM181 174H183V173H181ZM188 174V173H187ZM207 174V173H206ZM5 175V174H4ZM160 175V174H159ZM178 175V174H177ZM196 175H197V173H196ZM203 175V174H202ZM217 175V176H216ZM246 175V174H245ZM128 176V175H127ZM158 176V175H157ZM179 176V175H178ZM186 176V175H185ZM159 177H162V175H160ZM171 177V176H170ZM183 177V176H182ZM187 177V176H186ZM203 177V176H202ZM249 177V176H248ZM14 178H16V176L15 177H13V179ZM179 178V177H178ZM177 178V179H178ZM181 178V177H180ZM179 178V179H180ZM183 178H185V177H183ZM233 178H235V177H233ZM247 178V177H246ZM0 179H1V177H0ZM178 179V180H179ZM201 179V178H200ZM252 179V178H251ZM128 180V179H127ZM129 180H131L132 182L134 181V179H132V178H130ZM176 180V179H175ZM175 180L174 179H169V182H173L174 183V185H175ZM183 180V179H182ZM187 180V179H186ZM189 180V179H188ZM195 180V179H194ZM197 180H198V178H197ZM206 180V179H205ZM223 181H225V180H228V177H226V178H224V179H222ZM253 180V179H252ZM2 181V180H1ZM201 181V180H200ZM199 181V182H200ZM213 181H215V180H213ZM223 181H222V183L221 184H224L223 183ZM232 181V180H231ZM255 181H259V182H261V183H264V180H261V179H255ZM5 182V181H4ZM184 182V181H183ZM198 182V183H199ZM202 182V181H201ZM209 182V181H208ZM250 182H252V181H250ZM258 182V183H259ZM2 183V182H1ZM162 183V182H161ZM181 183V182H180ZM191 183V182H190ZM195 183V182H194ZM197 183V184H198ZM204 183V182H203ZM212 183V182H211ZM247 183H248V181H247ZM254 183H256V182H253V185L252 186H254ZM257 183V184H258ZM260 183V184H261ZM5 184V183H4ZM134 184V182L132 183V185ZM137 184V183H136ZM135 184V185H136ZM165 184V183H164ZM183 184V183H182ZM213 184V183H212ZM220 184V183H219ZM220 184V185H221ZM249 184V183H248ZM25 185H27L25 188L28 190V191H26L29 195H31V194H33L32 192H30L31 190H30V188H31V185H28V184H25ZM167 185V184H166ZM181 185V184H180ZM179 185V187L177 186V189H180V191H179V194H181V193H184V190L182 189L183 187H181ZM186 185V184H185ZM204 186H205V184H203ZM225 185V184H224ZM251 185V184H250ZM187 186V185H186ZM209 186V185H208ZM223 186V185H222ZM237 186H238V184H234L233 183V186H232V188H233V191H234V193H237V194H239L240 193V190H241V188H237ZM138 187V186H137ZM136 187V188H137ZM166 187V186H165ZM189 187H190V185H189ZM188 187V188H189ZM200 187V186H199ZM207 187V186H206ZM214 187V186H213ZM216 187V186H215ZM218 187V186H217ZM239 187H241V186H239ZM131 188V187H130ZM188 188H186L187 190H186V192L188 191ZM196 188H198V187H196ZM203 188V187H202ZM208 188H210V187H208ZM211 188H212V186H211ZM210 188V189H211ZM221 188V187H220ZM256 188H258V186L256 185ZM255 188V189H256ZM199 189V188H198ZM239 189V190H238ZM253 189V188H252ZM135 190V189H134ZM171 190V189H170ZM202 190V189H201ZM213 190H215V189H213ZM212 190V192H214ZM225 190V189H224ZM223 190V191H224ZM230 190V189H229ZM143 191V190H142ZM204 191V190H203ZM216 191H217V189H216ZM232 191V192H233ZM256 191H258L257 189H256ZM196 192H198V191H196ZM205 192H206V189H205ZM207 192H208V189H207ZM211 192V191H210ZM218 192V191H217ZM216 192V193H217ZM243 192V191H242ZM255 192V190H252V191H248L247 192V196H243L244 197V199L243 200H241V199H239L238 201H236V202H238L240 205H243V203H244V207H245V205H246V208H249V209H246L247 211H248V215L246 216V218H244V217H242L241 215H240V217H242L243 219H244V221L245 220H248L247 218L248 217H253V218H258L259 216H261L262 217V219L264 218V209H261V208H263V207H256V210L253 212L252 211V209L250 210V206L249 205H256L255 203H261V201H264V199H262L261 197H262V194H261V191H260V193L258 192V193H256V194H253ZM147 193H148V191H147ZM170 192H168V194H169ZM173 193V192H172ZM178 193V192H177ZM203 192H201V194H202ZM216 193H215V195H216ZM227 193V192H226ZM136 194V193H135ZM134 194V195H135ZM167 194V193H166ZM188 194V193H187ZM189 194H190V192H189ZM209 194V193H208ZM213 194V193H212ZM220 194V193H219ZM222 194H224V193H222ZM232 194V193H231ZM246 194V193H245ZM137 195V194H136ZM183 195V194H182ZM190 195H192L191 197H189ZM190 195H187L186 197H184L185 196V194H184V196H182V198L183 199H186V201H185V203H184V201H183V207H184V209L183 210H185V211H187L188 209H186V206L188 205H190L191 207H192V213L191 212H187L186 213V215H187V221H188V219H189V217H191V216H193L194 218H195V216H199V215H197V214H193V211L195 212V213H198V212H200L199 210H200V208L202 207L201 206V204L199 203V197H201V196H203V195H201V196H199V194H197V193H192V194H190ZM195 195V197H193ZM225 195V194H224ZM223 195V196H224ZM230 195V194H229ZM32 196V195H31ZM40 196V195H39ZM38 195H36V193H35V195H33V197H35V200L36 199H41V197H39ZM172 196V195H171ZM174 196V195H173ZM177 196V195H176ZM175 196V197H176ZM211 196V195H210ZM214 196V195H213ZM235 196V195H234ZM241 196V195H240ZM254 196V197H253ZM264 196V195H263ZM43 197V196H42ZM45 197V196H44ZM136 197V196H135ZM178 197H180V196H178ZM216 197V196H215ZM168 198V197H167ZM181 198V197H180ZM221 198H223V197H221ZM228 198V197H227ZM39 199V200H40ZM154 199H157V197L156 198H154ZM176 199V198H175ZM175 199H173L174 201H175ZM207 198H205V200H206ZM208 199H210V197L208 198ZM212 199V198H211ZM210 199V200H211ZM218 199H220V197L218 198ZM135 200H136V198H135ZM141 200V199H140ZM217 200V199H216ZM215 200V201H216ZM226 200H228V199H226ZM231 200H233V199H231ZM235 200H237V198L235 199ZM171 201H172V198H171ZM174 201H172V202H174ZM178 201V200H177ZM180 201V200H179ZM225 201V200H224ZM241 201V202H240ZM242 201H243V203H242ZM203 202V201H202ZM214 202V201H213ZM217 202V201H216ZM235 202V203H236ZM170 203V202H169ZM180 203V202H179ZM223 203V202H222ZM225 203V202H224ZM223 203V204H224ZM232 203V202H231ZM234 203V202H233ZM232 203V204H233ZM176 205L174 206L175 207V210L177 209V207H181V204L180 205H177L178 203H175ZM203 204V203H202ZM230 204V203H229ZM139 205V204H138ZM168 205H170V204H168ZM215 205V204H214ZM227 205H228V203H227ZM134 206L137 208V203H135V201H134ZM142 206V205H141ZM229 206V205H228ZM233 206V205H232ZM235 206V205H234ZM257 206V205H256ZM34 207H36V208H38V209H41V210H43L44 208H46L47 207V203H45V202H39V201H37V203L34 205ZM169 207V206H168ZM173 207V206H172ZM212 207V206H211ZM225 207V206H224ZM239 207V206H238ZM243 207V208H244ZM139 208V207H138ZM208 208V207H207ZM206 208V209H207ZM235 208H236V206H235ZM241 208V207H240ZM242 208V209H243ZM252 208V207H251ZM53 209H55V205H53ZM190 209V208H189ZM206 209H204V210H206ZM212 209V208H211ZM211 209H207V210H210L211 211ZM225 209V208H224ZM231 209V208H230ZM171 210V209H170ZM206 210V211H207ZM214 210H217V209H214ZM226 210H228V207L226 208ZM237 210V209H236ZM241 210V209H240ZM157 211V210H156ZM172 211V210H171ZM233 211V210H232ZM238 211V210H237ZM236 211V212H237ZM215 212V211H214ZM226 212V211H225ZM243 212V211H242ZM191 213V214H190ZM202 213H203V211H202ZM207 213H209V212H207ZM206 213V214H207ZM232 213V212H231ZM240 213V212H239ZM184 214V213H183ZM199 214V213H198ZM204 214V213H203ZM211 214H214V213H211ZM233 214V213H232ZM237 214H238V212H237ZM242 214V213H241ZM245 214V213H244ZM243 214V215H244ZM147 215V214H146ZM185 215V216H186ZM191 215V216H190ZM201 215V214H200ZM205 215V214H204ZM203 215V216H204ZM235 215V214H234ZM214 216V215H213ZM212 216V217H213ZM216 216V215H215ZM227 216V215H226ZM208 217V216H207ZM224 217V216H223ZM240 217H238V219L240 218ZM201 218V217H200ZM216 218V217H215ZM219 218V217H218ZM225 218V217H224ZM224 218H221V219H224ZM242 218H240V219H242ZM147 219V218H146ZM185 219V218H184ZM190 219H192V218H190ZM190 219H189V221H190ZM220 219V220H221ZM261 219V218H260ZM199 220V219H198ZM198 220H196V221H198ZM220 220H218V222L220 221ZM225 221H228L229 220V218H227L226 217V219H224ZM196 221L194 222V221H192L193 223H196ZM200 221H202V220H200ZM206 221V220H205ZM204 221V222H205ZM211 221V220H210ZM249 222L251 221V220H248ZM185 222V221H184ZM214 222V221H213ZM221 222V221H220ZM223 222V221H222ZM233 222V221H232ZM231 222V223H232ZM216 223V222H215ZM214 223V224H215ZM228 223V222H227ZM251 223H252V221H251ZM150 224V223H149ZM195 225V224H194ZM194 225H192L193 227H194ZM201 225V224H200ZM213 225V224H212ZM212 225H209V226H212ZM231 225V224H230ZM242 225V224H241ZM245 225V224H244ZM52 225L51 224H49V227H51ZM152 226V228H150V229H154L155 228V225H153V224H150V226L149 227H151ZM182 230L184 229H186V227H184L185 226V223H183L182 222ZM187 226H188V222H187ZM190 226V225H189ZM197 226V225H196ZM213 227V226H212ZM197 228V227H196ZM199 228V227H198ZM202 228V227H201ZM219 228V227H218ZM229 228V227H228ZM234 228V227H233ZM233 228H232V230H233ZM241 228V227H240ZM244 228V227H243ZM189 229H190V227H189ZM193 229H195V227L193 228ZM204 229H207V228H203V230ZM210 229V228H209ZM214 229V228H213ZM215 229H217V228H215ZM214 229V230H215ZM221 229V228H220ZM225 229V228H224ZM239 229V228H238ZM187 230V229H186ZM201 230V229H200ZM199 230V231H200ZM202 230V231H203ZM146 231H148V232H150L148 229H146ZM161 231H162V229H161ZM191 231H193L192 229H191ZM190 231V232H191ZM213 231V230H212ZM234 231V230H233ZM232 231V232H233ZM188 232V231H187ZM186 232V233H187ZM190 232H188L189 234H190ZM204 232V231H203ZM205 232H208V231H205ZM214 232V231H213ZM225 232V231H224ZM223 232V233H224ZM227 232H230V231H227ZM202 233V232H201ZM209 233V232H208ZM231 233V232H230ZM191 234H193V233H191ZM215 234H216V232H215ZM221 234V233H220ZM219 234V235H220ZM233 234V233H232ZM231 234V235H232ZM236 234H238V233H236ZM245 234V233H244ZM157 235H159V233H156L155 235H153L152 236V238H155ZM188 235V234H187ZM204 235L206 236L207 234H205L204 233ZM223 235V234H222ZM188 236H190V235H188ZM204 236V237H205ZM218 236V235H217ZM216 236V237H217ZM230 236V235H229ZM235 236V235H234ZM245 236V235H244ZM243 236V237H244ZM164 237V236H163ZM163 237L161 238V239H163ZM192 237V236H191ZM222 237H225V235H223ZM237 237V236H236ZM239 237V236H238ZM246 237V236H245ZM249 237H251V236H249ZM248 237V238H249ZM167 238V236L165 237V239ZM171 238V237H170ZM169 238V239H170ZM226 238V237H225ZM247 238V239H248ZM159 239V238H158ZM175 239V238H174ZM227 239V238H226ZM233 239H234V237H233ZM238 239V238H237ZM250 239H252V240H254L253 238H250ZM164 240V239H163ZM191 240H192V238H191ZM230 240H231V238H230ZM246 240V239H245ZM167 241V240H166ZM190 241V240H189ZM194 241V240H193ZM203 241V240H202ZM207 241V240H206ZM208 241H210L209 239H208ZM212 241V240H211ZM236 241H238V240H236ZM162 242H164V241H162ZM171 242V241H170ZM173 242V241H172ZM171 242V243H172ZM216 242V241H215ZM245 242V241H244ZM255 242V241H254ZM169 243V242H168ZM190 243V242H189ZM203 243V242H202ZM193 244V243H192ZM215 244H217V243H215ZM174 245H175V243H174ZM194 245V244H193ZM208 245V244H207ZM218 245V244H217ZM209 248L211 247V246H208ZM218 247H219V245H218ZM262 247H263V244H262ZM193 248V247H192ZM207 248V247H206ZM208 249V248H207ZM163 250H165V249H162V251ZM224 250V249H223ZM233 251H235V249L233 248L232 249ZM210 252H211V250H210ZM209 252V253H210ZM161 253V252H160ZM163 253V252H162ZM225 253H227V252H225ZM167 254H168V252H167ZM162 255V254H161ZM226 255V254H225ZM164 256V255H163ZM224 256V255H223ZM227 256V255H226ZM225 256V259H224V262L226 261V263L225 264H232V260H229L230 258L227 256L226 257ZM172 257V256H171ZM226 258H228V259H226ZM234 258V257H233ZM240 259H244V256H240L239 257ZM249 259L251 258L250 256L248 257ZM171 261H173V260H171ZM176 262V261H175ZM180 263V262H179ZM172 264H175L174 262L172 263Z\"/></svg>",
  "mask_w": 264,
  "mask_h": 264
}]
</instances>
